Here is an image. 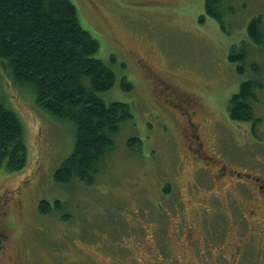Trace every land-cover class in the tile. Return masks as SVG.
<instances>
[{"label": "rangeland", "instance_id": "rangeland-1", "mask_svg": "<svg viewBox=\"0 0 264 264\" xmlns=\"http://www.w3.org/2000/svg\"><path fill=\"white\" fill-rule=\"evenodd\" d=\"M71 1L99 42L95 57L116 72L115 85L101 97L131 105L134 117L122 124L93 184L60 185L54 174L73 149L75 126L46 111L0 63L1 98L23 123L27 147L23 169H0L7 218L0 228L11 255L19 264L244 263L236 259L239 245L249 237L253 213H264V194L254 181L264 182V0H223L216 8L221 21L206 12V0ZM257 17L263 39L254 44L247 26ZM243 42L240 73L229 54ZM248 78L259 84L258 101L250 98L254 122L233 119L228 108ZM184 100L197 102L205 152L214 155L215 143L218 161L246 173L244 183L217 178L216 163L193 158L168 109ZM130 139L138 142L128 146ZM199 165L209 168L203 177L195 174ZM42 199L64 205L42 214ZM200 237L208 244L204 255L194 246ZM161 244L162 256L156 252ZM148 246L155 251L147 253ZM250 247L244 264H264V240Z\"/></svg>", "mask_w": 264, "mask_h": 264}, {"label": "trees", "instance_id": "trees-1", "mask_svg": "<svg viewBox=\"0 0 264 264\" xmlns=\"http://www.w3.org/2000/svg\"><path fill=\"white\" fill-rule=\"evenodd\" d=\"M222 1H205L206 12L220 21L223 13H217L216 8L221 9ZM260 24L257 17L247 26L254 44L263 39ZM247 48L243 42L229 54L240 73L244 72ZM98 50V40L82 27L71 0H0V63L10 78L33 90L36 102L46 111L75 126L73 149L54 174L60 185L75 180L93 184L122 124L134 117L131 105L107 103L101 97L115 85L117 77L113 63L95 57ZM257 85L252 78L240 83L238 93L228 103L233 119L256 121L250 98L258 101ZM122 86L132 88L126 78H122ZM24 135V125L2 100L0 86V169L14 172L26 166ZM136 142L130 139L128 146ZM63 205L60 199H42L38 210L42 214L60 212Z\"/></svg>", "mask_w": 264, "mask_h": 264}, {"label": "flooded vegetation", "instance_id": "flooded-vegetation-1", "mask_svg": "<svg viewBox=\"0 0 264 264\" xmlns=\"http://www.w3.org/2000/svg\"><path fill=\"white\" fill-rule=\"evenodd\" d=\"M154 76L157 77L158 75L154 74ZM161 81L164 84H166L163 80ZM171 104H172L171 108H168L167 106L166 107L173 113V115L177 117L179 121V125L181 126L183 131L187 149L189 152L194 154L193 158H195V160L199 162L200 161L204 162L205 164L216 163L218 165L216 171L217 178L222 179L225 177H229L231 175L232 178L236 179L237 182L244 183L245 176L248 175L246 173H242L241 171L232 169L231 167L228 166L229 164L226 162L223 163L219 162L220 159L217 155H215V153L218 152V149H220V147H215V143L212 144L214 155H209L205 152L206 144L204 138L202 137L203 133L201 131V127H203V123L200 120L196 119L198 116V110L196 108L197 102L195 100L194 101L184 100L183 103H180L179 105H174L172 102ZM219 163L221 164L219 165ZM207 169H209L208 166L199 165L195 174L201 175L203 171H206ZM201 176L203 177V175ZM250 180H253L252 177H250ZM254 181L259 183L258 186L260 188V192L264 194V182L262 184L260 183V177H255ZM230 200L233 199L230 198ZM3 205H4V201L0 203V223L6 224L7 218H6V212L4 211L5 205L4 206ZM206 206H207L206 213L207 214L211 213L209 212L210 210L208 203ZM203 207L204 206H202V208ZM253 216L255 217L254 225L249 230L248 233L249 237L243 240L244 242L243 246L239 245L240 252L238 254V257L236 258L237 261L240 262L241 260H244V263H246L247 261L245 255L248 252V250L255 249L254 247H250V245L255 241L262 242L264 240L261 230V226L264 227V218H262L264 217V213L261 214L253 213ZM203 227H206V225L204 224ZM194 246L198 248V251L201 255H204L208 251V249H206V246H208V244L204 243L203 237L196 238ZM164 247L165 244L163 245L161 244V246L158 247L156 252H159L160 254L163 253ZM152 250L154 249H151L149 246L145 248V251L147 253L151 252ZM160 256H162V254ZM244 263L241 262V264ZM0 264H19L15 261L13 255H11L9 251V244L6 233L1 228H0Z\"/></svg>", "mask_w": 264, "mask_h": 264}]
</instances>
